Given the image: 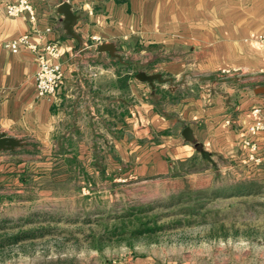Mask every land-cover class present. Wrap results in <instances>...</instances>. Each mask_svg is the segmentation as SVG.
<instances>
[{
  "label": "crops",
  "instance_id": "obj_1",
  "mask_svg": "<svg viewBox=\"0 0 264 264\" xmlns=\"http://www.w3.org/2000/svg\"><path fill=\"white\" fill-rule=\"evenodd\" d=\"M15 1L0 0V137L21 144L0 149V211L92 194L99 179L164 175L199 149L264 155L252 114L264 109V0H68L78 37L64 28L66 0H31L35 20L8 15ZM26 33L39 47L60 42L65 76L52 96L37 95L35 51L4 46ZM141 70L164 81H142Z\"/></svg>",
  "mask_w": 264,
  "mask_h": 264
},
{
  "label": "rangeland",
  "instance_id": "obj_2",
  "mask_svg": "<svg viewBox=\"0 0 264 264\" xmlns=\"http://www.w3.org/2000/svg\"><path fill=\"white\" fill-rule=\"evenodd\" d=\"M110 185L0 211V264H264V155L199 149L172 172ZM141 223L156 229L134 234Z\"/></svg>",
  "mask_w": 264,
  "mask_h": 264
},
{
  "label": "built area",
  "instance_id": "obj_3",
  "mask_svg": "<svg viewBox=\"0 0 264 264\" xmlns=\"http://www.w3.org/2000/svg\"><path fill=\"white\" fill-rule=\"evenodd\" d=\"M5 10L10 16H18L21 13L27 12L31 20H35L37 16L31 0H17L8 3ZM46 30L51 31L52 27H47ZM93 39L98 43L102 42L101 37L98 35L93 36ZM260 40L264 41V34L260 36ZM4 46L12 52H18L22 47H28L35 51L39 64L35 75L38 96H52L62 87L65 71L63 63L60 60L62 51L58 40L49 41L42 47H39L30 41V34L26 33L18 38L5 42ZM252 114L255 118L254 128L256 130H264V109L261 106H256L252 109ZM256 149L257 147L254 146V150ZM135 264L147 263L145 261H138Z\"/></svg>",
  "mask_w": 264,
  "mask_h": 264
},
{
  "label": "water",
  "instance_id": "obj_4",
  "mask_svg": "<svg viewBox=\"0 0 264 264\" xmlns=\"http://www.w3.org/2000/svg\"><path fill=\"white\" fill-rule=\"evenodd\" d=\"M59 12L63 14L64 16V28L67 31L68 34L72 35L73 37H78V34L75 32V24L79 18V15L74 12L73 5L68 0L63 1L59 5ZM99 49L101 51H109V53L113 56L117 55L116 52V45L113 42H104L100 45ZM137 78H139L142 81H147L151 84H154L156 80L163 82L164 79L162 78L161 73H153L148 74L146 71H139L136 74ZM264 89V87L262 88ZM183 136L186 140L195 142V136L193 134V130L191 127L187 126L183 130ZM21 144V141L13 138L3 135L0 137V149H14L16 146H19Z\"/></svg>",
  "mask_w": 264,
  "mask_h": 264
},
{
  "label": "trees",
  "instance_id": "obj_5",
  "mask_svg": "<svg viewBox=\"0 0 264 264\" xmlns=\"http://www.w3.org/2000/svg\"><path fill=\"white\" fill-rule=\"evenodd\" d=\"M142 210H143V209H141L140 212H142ZM123 224H124V223H123ZM141 224H142V226H138L137 228H135L134 230H132L134 234H136V233H139V234H149L150 232H152L153 230L156 229V227H151V226H149V225H144V223H141ZM120 229H122V226H121V225H120V226L117 225V226L114 228V232H113V234H118V233L124 231V229H122V231L118 232V230H120ZM129 244L131 245L132 243L129 242Z\"/></svg>",
  "mask_w": 264,
  "mask_h": 264
}]
</instances>
